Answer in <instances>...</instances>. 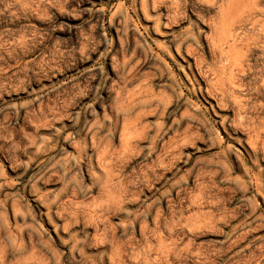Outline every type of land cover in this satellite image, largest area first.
<instances>
[{"label": "rangeland", "instance_id": "1", "mask_svg": "<svg viewBox=\"0 0 264 264\" xmlns=\"http://www.w3.org/2000/svg\"><path fill=\"white\" fill-rule=\"evenodd\" d=\"M0 264H264V0H0Z\"/></svg>", "mask_w": 264, "mask_h": 264}, {"label": "bare ground", "instance_id": "2", "mask_svg": "<svg viewBox=\"0 0 264 264\" xmlns=\"http://www.w3.org/2000/svg\"><path fill=\"white\" fill-rule=\"evenodd\" d=\"M215 43H216V42H215ZM213 47H214V46H213ZM221 55H222V54H221ZM237 61H238V60H237ZM235 63H236V62H235ZM232 64H234V63H232ZM236 64H237V63H236ZM238 65L241 66L240 63H239ZM235 66L237 67V65H235ZM231 69H232V68H231ZM231 69H230V70H231ZM232 70H233V69H232ZM236 71H237V70H236ZM241 72H242V71H241ZM218 79H219V78H218ZM222 80H223V79H222ZM239 119H240V117H239ZM186 139H187V138H186ZM183 141H185V140H183ZM168 152H169V151H168ZM168 152H167V153H168ZM166 155H167V154H166ZM99 241H100V240H99Z\"/></svg>", "mask_w": 264, "mask_h": 264}]
</instances>
